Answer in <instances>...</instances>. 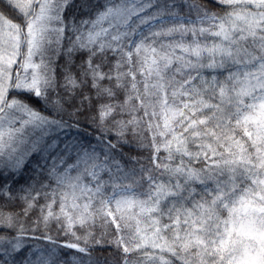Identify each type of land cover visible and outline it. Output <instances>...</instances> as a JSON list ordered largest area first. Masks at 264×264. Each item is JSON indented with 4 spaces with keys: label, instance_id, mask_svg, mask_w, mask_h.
<instances>
[{
    "label": "snow or ice",
    "instance_id": "6c2138e0",
    "mask_svg": "<svg viewBox=\"0 0 264 264\" xmlns=\"http://www.w3.org/2000/svg\"><path fill=\"white\" fill-rule=\"evenodd\" d=\"M0 264H264V0H0Z\"/></svg>",
    "mask_w": 264,
    "mask_h": 264
},
{
    "label": "trees",
    "instance_id": "16d2710c",
    "mask_svg": "<svg viewBox=\"0 0 264 264\" xmlns=\"http://www.w3.org/2000/svg\"><path fill=\"white\" fill-rule=\"evenodd\" d=\"M65 212L72 217H76L77 213L79 212V209L73 206H70L68 208L65 209ZM57 215H61V214H57ZM78 222V219H74V223ZM25 226H28L27 222L25 223ZM41 228H43L44 230H47L46 228H44L43 225H40ZM60 227V225H56L55 228L52 229V235L55 236L57 235V229ZM79 234V233H78ZM60 235H63V233H60Z\"/></svg>",
    "mask_w": 264,
    "mask_h": 264
}]
</instances>
